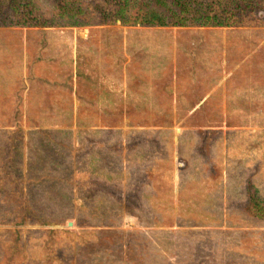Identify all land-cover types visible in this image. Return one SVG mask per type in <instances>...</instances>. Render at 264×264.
I'll return each instance as SVG.
<instances>
[{
	"label": "rangeland",
	"instance_id": "374dc122",
	"mask_svg": "<svg viewBox=\"0 0 264 264\" xmlns=\"http://www.w3.org/2000/svg\"><path fill=\"white\" fill-rule=\"evenodd\" d=\"M127 55L135 68L119 73L113 63ZM108 65L127 91V102L115 108L98 84V67ZM210 74L226 78L219 83L228 89V111L224 89ZM186 97L201 102L184 115L172 105L184 109ZM179 118L226 125L223 162L232 182L226 209H201L212 220L202 225L124 223L137 208L121 206L109 191L123 179L129 189L133 169L120 171L117 157L100 152L101 159L95 152L104 171L85 174L83 149L95 144L84 142V132L98 125L183 123ZM42 127L74 131L83 141H77V157L61 153L51 144V130ZM105 150L101 144L99 151ZM85 161L97 169L90 155ZM211 162L203 164L218 167ZM113 171L117 175L105 180L114 182H104L103 174ZM249 188L264 199V26L125 25L120 19L0 25V264H264V221L246 206ZM128 193L137 200V192Z\"/></svg>",
	"mask_w": 264,
	"mask_h": 264
},
{
	"label": "crops",
	"instance_id": "0c3cea01",
	"mask_svg": "<svg viewBox=\"0 0 264 264\" xmlns=\"http://www.w3.org/2000/svg\"><path fill=\"white\" fill-rule=\"evenodd\" d=\"M140 57L143 61L142 54ZM124 62L128 64V67L125 66ZM172 62L178 63L175 60ZM113 65L118 72L120 71L119 73H122V69L126 72L127 69L133 71L135 68L133 67L134 60L129 55L124 58L123 56H118L117 64L115 59ZM85 69L87 71L86 66ZM110 72L111 66L108 65L103 70L99 66L98 84L105 89V98L108 101L115 102L112 103L113 108H115L121 106L118 104L122 101L127 102V91H122L118 82L115 80L117 78L116 75L114 79L110 76ZM82 76L87 81L86 72L83 71ZM210 76L212 82L217 81L219 87L224 89L221 92V94L223 93L222 104L225 103V111H228V89H225L219 83L223 82L226 78L224 79L223 75L217 77L216 74H210ZM182 84L184 85L185 82L183 81ZM152 88L153 83L144 87L146 91ZM217 89L218 87L209 91L216 93ZM136 95L138 97V94ZM201 97L193 99L195 102L186 97L189 104L183 103L185 106L184 109L181 107L178 108L179 103L172 105L173 109L175 111L182 110L181 112L185 113L184 115L187 112L191 113L193 107L199 105V102H201ZM130 100H135V97H132ZM233 104L234 102H232L231 106ZM179 120H183V123L162 121L159 123H130L115 127L98 125L91 126L90 128L89 125H86L89 129L84 132L85 135L82 138L85 143H93L95 145L88 147V150L83 149L82 164L84 165L83 170L85 174L91 172L96 175L98 171H104V164L97 161L96 156L92 154L95 152L96 154H100L98 156L99 158L102 157L100 152H108L110 153H107L108 155L117 157L120 171H126L127 167H129L128 169H133L130 173L132 175L130 185L127 186L129 189H125L126 181L123 179L119 184L120 186L115 185V188L112 186L109 191L110 193H114V198L117 196L115 200L121 203V206L124 204L129 208H134V206L137 208L136 213H132V211L128 214L126 213L124 223L130 222L137 225L157 224V226L178 224L179 227L180 225H202L212 220L210 218L206 219L201 209H209L207 214L211 212L217 214V211L219 212L218 209H226L229 198V195H227L228 184H232V182L229 183L227 181V170L223 162L228 156L226 125L224 126V123L218 124L208 121L189 123L184 118H179ZM42 128H49L51 130L49 134L52 138L51 144H54L55 147H61V153L68 150L66 152L68 157L72 159L77 157L74 155V151L77 150L76 148L79 145L77 141L80 140H75L74 131L69 128L64 130L61 127ZM80 142L83 143V141ZM101 144L106 146L107 150L99 151ZM203 144L205 149L202 147ZM206 145H209V148H206ZM88 155L92 157V162L95 161L93 165L97 169L88 167L91 165L87 164L88 161H85L86 158L88 159ZM207 160L209 162L211 160L216 162L211 163L215 166L218 164V167H215L214 170L207 168L206 164H203V161ZM78 168L77 170L81 177V164H78ZM65 172L67 173V169ZM119 174L122 175L121 172ZM205 174L210 175V177L212 175L214 179L211 177L210 180H207ZM112 175H117V172H105L103 174L104 182L107 181L109 184H111L110 182H114L110 180L112 177L105 180L106 177ZM113 178H116V176ZM65 181L74 182L72 178L68 177L65 178ZM106 185L108 187L110 186L108 184ZM130 191L137 192V196L139 195L136 201L129 195L128 192ZM87 199L98 200V198L95 199L94 197H88ZM127 217H129V221H127ZM227 218H229L228 214L224 221ZM218 221L220 222V219ZM146 250L147 248L144 249V251ZM136 253L139 252L136 251Z\"/></svg>",
	"mask_w": 264,
	"mask_h": 264
},
{
	"label": "trees",
	"instance_id": "16d2710c",
	"mask_svg": "<svg viewBox=\"0 0 264 264\" xmlns=\"http://www.w3.org/2000/svg\"><path fill=\"white\" fill-rule=\"evenodd\" d=\"M119 19L125 25L264 26V0H0V25L109 24ZM246 206L264 221V199L250 188ZM249 236L252 240L255 234Z\"/></svg>",
	"mask_w": 264,
	"mask_h": 264
},
{
	"label": "built area",
	"instance_id": "2783aa9c",
	"mask_svg": "<svg viewBox=\"0 0 264 264\" xmlns=\"http://www.w3.org/2000/svg\"><path fill=\"white\" fill-rule=\"evenodd\" d=\"M170 231H175V230H178V228H171V229H169Z\"/></svg>",
	"mask_w": 264,
	"mask_h": 264
},
{
	"label": "bare ground",
	"instance_id": "6f19581e",
	"mask_svg": "<svg viewBox=\"0 0 264 264\" xmlns=\"http://www.w3.org/2000/svg\"><path fill=\"white\" fill-rule=\"evenodd\" d=\"M181 226V225H180Z\"/></svg>",
	"mask_w": 264,
	"mask_h": 264
}]
</instances>
